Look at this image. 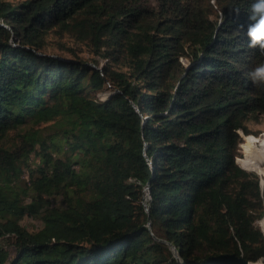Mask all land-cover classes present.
<instances>
[{
  "label": "trees",
  "instance_id": "obj_1",
  "mask_svg": "<svg viewBox=\"0 0 264 264\" xmlns=\"http://www.w3.org/2000/svg\"><path fill=\"white\" fill-rule=\"evenodd\" d=\"M252 3L0 0V264H264Z\"/></svg>",
  "mask_w": 264,
  "mask_h": 264
},
{
  "label": "rangeland",
  "instance_id": "obj_2",
  "mask_svg": "<svg viewBox=\"0 0 264 264\" xmlns=\"http://www.w3.org/2000/svg\"><path fill=\"white\" fill-rule=\"evenodd\" d=\"M9 1L19 2L21 0H9ZM47 37L50 38V36H47ZM50 39H51L50 40V44L45 43V47L43 49L44 52L49 53V54H58V55L69 56L68 52L62 51L60 49H57V47H53V43L55 42V40L53 38H50ZM66 40H69V41H66ZM66 40L62 39V42H64V43L67 42L68 44H65L66 46H70L71 45L77 51V55H80L81 57H84V58H86L88 60L90 59V57H94L95 59H98L99 62H98V66L97 67H99V65L104 62V59H100L97 56H94V55L90 54V52H88V50L86 49V47L84 45L74 43L72 40H70L68 38H66ZM110 92H111L110 88H108L107 85H106L97 93V97L100 98V99H103ZM245 124H246L247 128L249 129V131H251L250 135H252L253 137L258 138L260 136H264V114H258L255 119L251 118V119L247 120L245 122ZM238 134H239V136L242 134V139H243V141L239 144L240 150H242L247 155H252L253 153H249L248 149L245 150V149L241 148L242 144L245 142L244 141L245 137L243 136L244 133L242 131L238 130ZM256 152H257V150L254 151V153H256ZM31 160H34L33 154H31L30 161ZM234 161H235V158H234ZM251 165H255V164L248 163L245 168L248 169V171H253V170H249V167ZM253 172H255V171H253ZM255 173L258 176L259 184L261 186V189L264 190V186H262L260 174H258L257 172H255ZM22 177H23L24 180H26V176L25 175L22 176ZM145 198H147L146 195H145ZM260 219L256 220L255 223L258 226V228L262 231V233L264 234V222L261 223L262 224V227H261L260 223H259ZM20 223L25 225L29 229L36 228V227H38L40 225V221H37V219L32 218V217H28V216H23L20 219Z\"/></svg>",
  "mask_w": 264,
  "mask_h": 264
},
{
  "label": "clouds",
  "instance_id": "obj_3",
  "mask_svg": "<svg viewBox=\"0 0 264 264\" xmlns=\"http://www.w3.org/2000/svg\"><path fill=\"white\" fill-rule=\"evenodd\" d=\"M232 11L239 15V8H233ZM222 20L223 16L221 14V23ZM248 20L249 23L244 31L248 38V47L256 49L260 56L264 57V0H253ZM241 27L243 28L244 26ZM245 75L254 87H264V61L255 64ZM145 199V196H143L144 204L143 200L142 204L144 209Z\"/></svg>",
  "mask_w": 264,
  "mask_h": 264
},
{
  "label": "water",
  "instance_id": "obj_4",
  "mask_svg": "<svg viewBox=\"0 0 264 264\" xmlns=\"http://www.w3.org/2000/svg\"><path fill=\"white\" fill-rule=\"evenodd\" d=\"M1 25H3V24H1ZM239 167H241V166H239ZM241 168H243V167H241ZM243 169L248 170L246 168H243ZM143 204H144V200H143ZM145 210H147L146 207H145ZM147 225L149 226V221H147ZM169 246L173 250V255L177 258V253L175 252L173 245L169 244ZM207 260L210 261L212 264H246V260L242 256V254H235L233 252H231V253H218L216 255H211L207 258Z\"/></svg>",
  "mask_w": 264,
  "mask_h": 264
},
{
  "label": "bare ground",
  "instance_id": "obj_5",
  "mask_svg": "<svg viewBox=\"0 0 264 264\" xmlns=\"http://www.w3.org/2000/svg\"><path fill=\"white\" fill-rule=\"evenodd\" d=\"M247 137H248V136H247ZM247 137H246V138H247ZM145 195H146V192H145ZM246 264H247V263H246Z\"/></svg>",
  "mask_w": 264,
  "mask_h": 264
}]
</instances>
